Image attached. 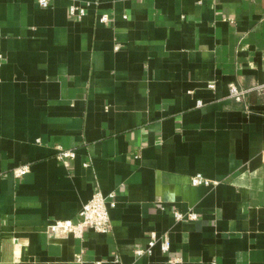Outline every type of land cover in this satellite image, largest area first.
<instances>
[{
	"label": "crops",
	"instance_id": "0c3cea01",
	"mask_svg": "<svg viewBox=\"0 0 264 264\" xmlns=\"http://www.w3.org/2000/svg\"><path fill=\"white\" fill-rule=\"evenodd\" d=\"M232 82L264 84V0H0V264H264V89ZM96 190L109 232L46 233Z\"/></svg>",
	"mask_w": 264,
	"mask_h": 264
},
{
	"label": "built area",
	"instance_id": "2783aa9c",
	"mask_svg": "<svg viewBox=\"0 0 264 264\" xmlns=\"http://www.w3.org/2000/svg\"><path fill=\"white\" fill-rule=\"evenodd\" d=\"M52 0H35V3L40 8H47L51 4ZM87 4H76L75 2L71 3L68 8V14L71 18L80 19L86 14ZM98 21L102 24H106L111 21L109 14L104 13L98 17ZM215 85L213 83L208 84V88L213 89ZM264 89V84H258L253 87L243 88L239 86V84L232 82L228 84V94L229 98H233L237 101H241L244 96L250 90L262 91ZM203 103L201 100H197L196 107L202 106ZM75 151L71 149H64L60 146H56V154L55 159L60 162L67 163L69 160L75 157ZM88 164L85 163L84 166ZM29 171L28 165H20L15 167L12 170V174L16 178L23 177ZM191 183L195 186L197 185H207L209 181L205 179L201 174H195L191 178ZM114 193L109 195V198H113ZM114 203L109 199L106 201L105 196L96 190L91 198L85 202L81 210L79 211V218L75 221L73 220H62V219H54L50 221L46 227V233L50 236H59L66 234H73L77 237H82L83 233L88 229H93L96 232L106 233L111 229V223L109 219V206H112ZM173 215L176 220H182L184 218L187 219H196L197 215L193 211L181 212L175 210ZM159 241L160 248L162 251L166 252L169 248V240L167 236H162L161 238H157L155 233L149 234L148 245L145 249H139L136 251L137 255H142L144 253H150L152 247ZM77 261H81L80 255L77 256ZM102 261H98L96 264H101ZM214 264V263H213Z\"/></svg>",
	"mask_w": 264,
	"mask_h": 264
}]
</instances>
